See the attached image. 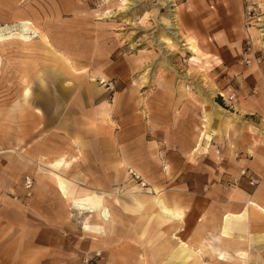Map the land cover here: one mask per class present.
Here are the masks:
<instances>
[{
	"label": "rangeland",
	"instance_id": "obj_1",
	"mask_svg": "<svg viewBox=\"0 0 264 264\" xmlns=\"http://www.w3.org/2000/svg\"><path fill=\"white\" fill-rule=\"evenodd\" d=\"M22 13L38 15L55 38L54 48L38 41L32 54L14 43L5 55L9 67L0 75V151L7 163L28 170L23 183L26 176L35 184L41 177L56 182L51 161L77 155L74 141L85 147V164L99 160L106 168L112 161L107 143L124 132L158 74L166 87L182 92L175 102L192 105L197 141L211 147L209 156L223 159L224 189L241 167L249 182L264 176V142L252 155L231 147L248 125L264 138V0H0V24L16 22ZM189 38L199 55L189 48ZM23 68L29 102L22 96ZM250 100L254 114L245 117ZM205 118L217 130L210 129V139L202 137ZM225 129L230 144L227 137L223 143ZM227 148L233 153L226 154ZM129 174L114 183L120 200L131 199L130 184L143 187L136 172ZM55 196L66 229L84 239L78 262L103 264V249L90 244L95 234L83 228L85 214L57 191ZM132 250V264H143L134 244Z\"/></svg>",
	"mask_w": 264,
	"mask_h": 264
},
{
	"label": "crops",
	"instance_id": "obj_2",
	"mask_svg": "<svg viewBox=\"0 0 264 264\" xmlns=\"http://www.w3.org/2000/svg\"><path fill=\"white\" fill-rule=\"evenodd\" d=\"M181 93H175L171 87H155L142 103V107L133 109V118L126 121L124 132L115 138L112 136V141L118 142L116 146L126 144L124 147L131 158L130 167L153 166L157 172V183L168 201L175 200L186 209L188 235L192 240H213L220 232L226 212L240 211L248 198L258 193L264 195V176L261 179L257 177V185L250 184L244 177L239 186L224 189L221 182L225 169L223 159L220 158L219 161L216 156H209L208 148L211 147L208 144H201L200 148L203 150L196 152L199 142L196 135L197 114H192L191 104L175 102V95ZM247 105L251 107L249 106L245 117L253 115L255 110L252 107L253 101H248ZM247 127L250 125L245 126L242 134ZM226 137L230 144L229 133L223 138V143ZM240 138L238 136L237 140H233L231 147L235 143H241ZM195 143L197 147L193 149ZM114 150L115 153L109 151L112 161L106 168L101 162L98 163L99 160H94L91 166L81 160L70 168L67 176L79 182L78 185L82 187L104 192L111 202H114V197L120 200L113 193L117 189L114 188L116 181L120 176L122 179L125 175H132L129 170L124 173L117 168L120 153L116 147ZM231 153L233 152L229 153L227 148L226 154ZM3 155L0 151V264H81L78 260L84 253V239L80 233L75 235L66 229L62 210L56 205V191L62 195L56 182H47L41 177L34 186L32 196L26 197L23 178L28 170L22 171L23 167L16 166L17 163L12 161L7 163ZM155 157L162 161L161 165L157 164ZM103 158L106 157L99 155L100 160ZM76 167L79 170L73 172L72 169ZM242 168L244 167L241 170ZM86 176L92 179L86 181ZM40 179L44 181L40 182ZM130 186L131 199L121 198V204H132L135 195L149 196L155 193L139 183ZM61 197L64 198L63 195ZM112 209L120 211L115 204ZM121 215L126 217L130 214ZM261 227L258 220L252 222V226L250 222L251 235L242 233L247 239V245L243 247L247 256L242 260L232 252L230 264H264V237L260 235ZM118 228L117 234L94 235V241L90 243L96 250L103 249V264H132L133 244L140 251L142 262L144 247L125 239L123 235L120 236L123 231L122 224H118ZM213 256L214 253H209L204 257L210 261Z\"/></svg>",
	"mask_w": 264,
	"mask_h": 264
},
{
	"label": "bare ground",
	"instance_id": "obj_3",
	"mask_svg": "<svg viewBox=\"0 0 264 264\" xmlns=\"http://www.w3.org/2000/svg\"><path fill=\"white\" fill-rule=\"evenodd\" d=\"M252 34L255 35L257 32L252 31ZM38 41L46 47H55V38L51 36L38 15L22 13L16 22L0 24V75L3 70L5 72L9 67L5 55L14 43H19L18 46L21 47V50L32 54ZM188 45L194 54H200L195 39L189 38ZM65 58V61L69 63L68 53ZM21 74L20 81L24 86L22 96L25 102H29L30 88L25 68L22 69ZM158 75L156 88H166L164 77ZM92 80L95 79L92 78ZM107 107L102 112L103 117H107ZM204 122V130L201 131L202 137L207 135L210 139L217 130L212 127L211 120L205 118ZM210 129L213 133L210 132ZM208 130L209 133H206ZM226 134L227 131L224 132V135ZM240 139L241 143H235L232 148L243 149L250 155L255 154L264 142L263 136L257 135L251 127H247ZM116 145L117 142L111 140L106 146L114 151ZM74 146L78 154L71 159L62 155L51 161L54 178L60 193L67 201L68 206L73 207L81 215L85 214L83 221L85 231H91L96 236H109L110 234H117L118 224H122L123 231L120 236L123 235L125 239L144 247L141 254L144 264H230L233 258L232 252L242 260L247 256V251L243 248L247 245V239L242 233L251 235L250 222L251 226L252 222L254 223L256 220L262 224L260 235L264 237L263 194L258 193L248 198L244 208L240 211L230 210L226 212L222 218L220 232L214 236L213 240L205 238L197 242L188 235L186 209L175 200L168 201L157 183V172L152 165L130 167L131 158L127 155L126 148L120 146L117 168L124 173L127 170L130 172V169L132 172H136L143 180V185L155 193L149 196L135 195L132 204H121L116 197L113 198L114 202H111L104 192L82 187L78 185L79 182L77 183L67 176L70 168L80 162L86 153L85 147L78 142L74 141ZM200 147L202 148V145L199 141L197 150ZM155 161L158 165L162 164V161L156 157ZM41 181L43 180L40 179ZM226 189L229 190V188ZM114 204L121 212L112 209ZM122 213L130 215L124 217L121 215ZM209 253H214L210 261L204 257L205 254Z\"/></svg>",
	"mask_w": 264,
	"mask_h": 264
},
{
	"label": "built area",
	"instance_id": "obj_4",
	"mask_svg": "<svg viewBox=\"0 0 264 264\" xmlns=\"http://www.w3.org/2000/svg\"><path fill=\"white\" fill-rule=\"evenodd\" d=\"M231 98L234 99L235 98V95H231ZM246 169H242L240 171V176H237V177H234L232 180H229L227 182H225V187L226 188H232V187H235V186H238L240 184V180L243 176L246 175ZM259 183V180L258 178H253L250 180V184L252 185H256ZM34 180L31 176H26L25 179H24V190H25V195L26 197H31L32 194H33V187H34Z\"/></svg>",
	"mask_w": 264,
	"mask_h": 264
}]
</instances>
